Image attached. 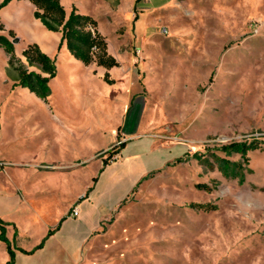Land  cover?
I'll return each instance as SVG.
<instances>
[{"label": "rangeland", "instance_id": "1", "mask_svg": "<svg viewBox=\"0 0 264 264\" xmlns=\"http://www.w3.org/2000/svg\"><path fill=\"white\" fill-rule=\"evenodd\" d=\"M60 2L67 13L75 6L96 21L120 63L113 72L118 82L102 85V69L70 57L61 34L45 30L29 1L11 0L0 10V34L15 55L23 60L22 51L36 44L57 70L49 104L19 86V119L29 115L39 129L32 145L23 143L19 161L46 159L55 170L69 169L61 172L65 178L57 171L49 179L33 177L38 189L48 184L53 193L34 199L43 218L28 224L30 234L9 231L12 247L34 249L65 203L72 200L68 214L77 206L117 148L118 141L99 151L113 143L110 129L122 106L115 97L122 102L134 93L149 131L160 145L178 148L177 156L84 241L78 264H264V0ZM7 68L0 48V97L17 86ZM136 113L133 108L127 120ZM234 142L260 144L248 153L242 184L225 179L212 157H223L221 148ZM226 158L241 161L236 154ZM64 179L71 188L66 196L58 191ZM7 262L0 242V264Z\"/></svg>", "mask_w": 264, "mask_h": 264}, {"label": "crops", "instance_id": "2", "mask_svg": "<svg viewBox=\"0 0 264 264\" xmlns=\"http://www.w3.org/2000/svg\"><path fill=\"white\" fill-rule=\"evenodd\" d=\"M65 50L67 51L66 48ZM90 66H95V64ZM119 68L120 63L118 68L109 71L99 68L104 72L99 78L102 80V85L112 88L116 86L118 81L113 79V72ZM31 71L40 73L37 70ZM106 73L109 74V79L114 82L113 84L104 82L103 78ZM12 79L15 83V77ZM23 90L30 93L27 89ZM134 95L133 93L122 96V102L118 100L119 95L115 97L116 102L122 103V106H119L116 121L110 129V138L113 143L99 150L105 151L117 141L121 142L123 147L118 148L119 161L105 167L100 163L97 175L94 177L96 181H92L88 187H92L88 197L82 199L88 188L78 197V200L82 199L77 204L78 217H68V210L72 205V200L69 199L60 215L53 218L51 224L45 223L42 233L46 236L48 231L53 230L63 219L59 229L46 239L41 249L31 255L15 251L14 264H78L84 241L91 234L100 233L101 224L119 209L149 174L161 170L176 158L178 148L172 145H160L157 137L149 131L143 120V103L139 102ZM50 108L51 115L55 116L52 106ZM133 108H137V113L128 121ZM20 111L19 86H11L8 94L0 97V219L8 224L5 227L6 236L9 231H12L19 238L30 234L28 224L43 218L42 211L33 208L37 204L34 199L37 196L47 198L53 193L48 184L38 189L33 177L42 174L49 179L57 171L58 177L65 178L61 172L69 170L66 168L55 170V166L46 163V159L40 160V162L43 161L42 164L34 160L33 162L19 161V150L24 147L23 143L26 142L28 146L32 145V140L36 138L39 131L38 125L33 123L29 115L19 119ZM70 165L66 166L70 167ZM63 181V188L60 184L58 191L66 196L71 188L70 184L66 188L65 179ZM55 240L51 253L48 249L49 242ZM19 248L31 251L20 245Z\"/></svg>", "mask_w": 264, "mask_h": 264}, {"label": "trees", "instance_id": "3", "mask_svg": "<svg viewBox=\"0 0 264 264\" xmlns=\"http://www.w3.org/2000/svg\"><path fill=\"white\" fill-rule=\"evenodd\" d=\"M9 1L11 0H4L0 4V10L4 8ZM27 1L35 7V17L41 22L46 31L61 34V44L65 46L69 54L75 60L81 62L85 67L95 64L96 67L107 71L119 67L117 60L109 54L107 42L98 32L97 23L92 17L79 13L75 6L67 13L62 7L60 0ZM3 30L4 24L0 18V32ZM9 35L14 37L11 31ZM0 48L8 55L7 73L9 76L15 77V85L27 89L31 94L47 103L51 95L49 83L55 78L57 73L56 67L51 59L43 53L36 44H29L22 51V57L24 59V61H22L15 55L14 44L10 39L1 34ZM31 67L38 68L40 73L29 70ZM103 80L110 85L114 83L109 79V74L107 73L104 75ZM121 147H123L122 144L119 146V149H121ZM256 150H260V144L257 142H252L250 144L230 143L221 148L220 152L224 154L223 157L212 154L214 165L225 179H237L238 182L242 184L244 182V169L248 167L249 164L248 153ZM114 153H119V150L109 153V157ZM233 154L239 155L241 161L236 162L226 158V156L230 157ZM197 161H200L199 158H197ZM206 163L209 167L213 168V165L208 162ZM102 164L103 167L107 166V159L103 160ZM148 177L149 175L145 180ZM92 181L95 182L96 178H93ZM91 190L92 187L88 188L82 199L87 198ZM82 199H79L77 204ZM199 207L203 208L202 206ZM62 221L63 219L60 220L53 230H49L41 243L33 250L25 251L20 248L12 247L6 237L5 227L8 226V224L0 219V242L4 243L6 247L8 254L7 264L15 263V251L31 255L36 250L41 249L46 239L59 229Z\"/></svg>", "mask_w": 264, "mask_h": 264}, {"label": "built area", "instance_id": "4", "mask_svg": "<svg viewBox=\"0 0 264 264\" xmlns=\"http://www.w3.org/2000/svg\"><path fill=\"white\" fill-rule=\"evenodd\" d=\"M120 144H121V142H117V143L115 144V146H116L117 148H115L114 151H117V150H118ZM112 152H113V151H112ZM106 159H107L109 162H113V161H115L116 159H119V153H114V154H112L110 157L108 156ZM78 215H79V209H78L77 206H75V207L72 208V210L69 212L68 217H70V218H76V217H78Z\"/></svg>", "mask_w": 264, "mask_h": 264}]
</instances>
